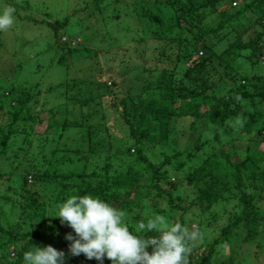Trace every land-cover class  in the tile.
<instances>
[{"label": "trees", "instance_id": "1", "mask_svg": "<svg viewBox=\"0 0 264 264\" xmlns=\"http://www.w3.org/2000/svg\"><path fill=\"white\" fill-rule=\"evenodd\" d=\"M108 1L123 5L122 14L125 18L132 15L130 12L134 13L132 0H85L86 4L91 5V11L94 6L100 14L111 9L113 12L115 9ZM133 1L140 5L137 10L141 12V17L145 16L151 24L162 27V30L152 33L156 36L155 41L162 42V45H156L153 49L156 54L152 68L143 66L138 71L126 72L138 80L144 79L143 72L152 69L160 72L152 83H146L137 94L126 93L118 102L112 97L109 105L116 110L119 107L118 116L125 128L122 136L115 139L104 137L102 131L105 130V112L102 97L90 91L85 93L89 98L86 95H83V98L68 95L70 101H64L62 96L68 93L71 87L67 81L47 89H51L55 93L54 96L61 101L60 105L51 108L46 107L39 91L11 85L5 92H0V169H3L7 162L13 165L16 161L14 167L19 170L15 173L17 175L7 168L0 173L1 177V174L4 175L1 181L7 184V190L0 195V264H24L25 252L33 250V247H42L39 239L43 231L55 229L62 237L68 233L75 235L73 230L67 225H62L60 220L46 222V207L54 200L50 197L47 199L44 195L46 191L36 188L39 183H46L45 188L50 185V192H57L54 199L59 204L66 202L64 197H59L74 189L77 196L99 197L111 206L126 211L128 226L133 234L134 225L138 220V217L132 214L134 208L139 207L143 197L148 199L149 195L148 191L142 195V190L155 189L157 197L166 198L171 207L184 212L188 209L204 211L227 199V196L232 195V191L238 192L241 211L221 228L220 235L203 248V251L196 256L191 254L190 264H213L211 258L215 247L227 243L236 228L247 230L250 239L260 233L256 223L259 220L258 202L260 199L264 200V192L259 193L264 188L261 183L264 182V168L259 162L264 152L257 149V145L264 142V106L261 105L264 104V74L258 70L264 71V0H237L239 3L236 7H242L236 14L250 12L246 19L254 17L249 25L254 33L247 40L236 37L220 51L216 50V46L221 42V38H217L214 42L216 44L209 41L225 28L231 16L219 19L213 27H203L199 24L205 9L214 12L215 5L224 0H155L158 5L163 4L172 13V22L169 20L166 23L160 13L153 11L152 4H147V0ZM144 7L146 10L142 12ZM113 16L118 15L109 14L107 22H111ZM133 18L134 15L132 20L135 21ZM101 19L105 21L104 13ZM139 20L137 18V21ZM60 24L65 27L66 21ZM49 25L56 32L60 29L58 22ZM254 26L257 28H253ZM206 37H209L208 40ZM76 40L61 35L55 43L66 47L69 52L81 43L80 39L78 42ZM73 41L75 43L72 44ZM61 60L59 58L58 62ZM163 60L169 62L168 66L162 64ZM237 60L239 62H236ZM242 61L249 63V68L253 70L251 75L242 73ZM211 72L212 74H209ZM212 76L217 79L213 80ZM96 86L101 89L104 84ZM111 95L113 91L109 93V96ZM198 98L209 101L196 102ZM45 110L50 116L40 118L39 114ZM179 117L190 118V127L194 131L200 123H203V128L207 130L209 126L215 127L213 137L218 147L207 153L181 180H171L168 177L171 171L165 168L166 166L179 170L196 159L200 152L203 153L206 146L212 145L210 141L204 140V136L200 137L199 132L193 137V144L187 150L172 149L165 153V148L170 142L168 125ZM238 119L241 123L236 131L234 129L235 133L231 134L234 128L231 123ZM37 127L41 129H36ZM55 129L57 137L52 136L54 140L49 138L48 132ZM72 131L78 141L70 145L65 136L67 132ZM125 134L128 142L123 140ZM241 134L244 138L240 137ZM13 139L21 141L16 149L11 142ZM241 140L246 142L242 146L236 144V141ZM227 143L233 147V154L226 150ZM145 144L160 148L158 154L162 157L161 162L156 163L146 156ZM240 150L245 153L242 158L237 157V154L241 153ZM100 151L109 152L108 156L104 158L101 166L94 163L93 170L89 172L85 169L80 172L59 171L60 166L67 162L80 164L81 161V167L85 168L90 158L98 156ZM113 156L122 161L131 160L132 163L129 162L125 170L119 169L111 161ZM135 162L143 164V167L135 169ZM27 176L30 177V182L36 185L35 188L29 187ZM14 181L18 185H14ZM181 181L195 193V198L189 201L186 208L182 207L180 201L175 202L172 197V192ZM162 213L163 211L160 215ZM16 215L17 218L13 221L12 217ZM192 215L199 218L195 214ZM25 222H28L27 229L22 230ZM10 223L14 225L9 226ZM181 223L183 224V221ZM137 234L157 235L155 232ZM148 251L151 253L152 248ZM77 258V262L100 264L97 260H88L83 254ZM106 261L107 258L103 264ZM65 264L74 263L65 260Z\"/></svg>", "mask_w": 264, "mask_h": 264}, {"label": "rangeland", "instance_id": "2", "mask_svg": "<svg viewBox=\"0 0 264 264\" xmlns=\"http://www.w3.org/2000/svg\"><path fill=\"white\" fill-rule=\"evenodd\" d=\"M109 2L115 9H113V12L111 11L112 9L110 11H103L104 17H106L105 21H103L101 19L103 13L100 14L101 12L94 6H92L93 10L91 11V5L86 4L85 0H0V15L9 6L15 9L13 13L14 23L12 26L7 30H0V92H5L11 85L32 91H39L41 99L46 102V107L51 108L54 105H60L61 101L54 96L55 93L51 89L49 91L47 89L67 81L71 87L68 93L63 94L62 99L64 101L69 100L68 95L74 97L79 96L81 98H83V95H86L89 98L90 96L85 93L90 91L92 94L100 96V98L102 97L101 100L105 112L103 120L105 130L102 131L104 137L107 139L109 136V139H115V137L122 136L125 128L118 116L119 107L116 110L109 103L112 102V97H115V101L118 102L122 97L126 96V93L137 94L142 86L146 85L149 81L152 83L156 75L159 74V70L152 69L149 72H143L142 77L144 79L138 80L126 71H138L143 66L147 69L153 67L156 54L153 53V49L156 45L157 47L162 45V42L155 41L156 36L152 33L156 30H162V27L153 23L151 24V22L145 19V16L141 17V12L139 9L137 10L140 5L133 0L132 6L135 10L134 13L130 12L132 15L129 18H125L122 14L124 12L123 5H115L112 1ZM147 2L148 5L152 4L154 12L157 11L161 14L164 23L169 20L172 22V13L168 10L169 8L163 6V4L158 5V2H155V0H147ZM231 2L232 0L220 1L215 5L214 12L205 9L206 12L199 24V26L201 25L203 27H213L219 19L231 16L225 28L217 32V37L214 36L215 38L209 41L214 43L217 38H221V42L216 46V50L218 51L222 47L228 46L236 37L240 36L242 40H247L254 33L253 29L249 26L251 24L250 21L252 22L254 17L250 18V20L246 19L251 14L250 12L241 15L236 14V11L242 5L232 9ZM145 10L146 7H144L142 12ZM109 14L118 16H113L111 22H107ZM135 14L138 15L136 16ZM133 15L135 16L133 18L135 21L132 20ZM137 18L140 20L137 21ZM65 21L66 26L62 27L60 22ZM54 22H58L60 25V29L57 32L49 25ZM253 28L257 27L254 26ZM61 35H65L71 40L80 39L81 43L77 45L75 50L68 52L66 47L59 46L58 43H55ZM59 58L62 59L61 62H58ZM239 60L243 59L239 58ZM239 60L236 62H239ZM162 64L168 66L169 62L163 60ZM241 65L242 73L248 75L253 73V70L249 68V63L242 61ZM258 72L264 74V71H261V69ZM209 74H212V72ZM214 78L212 76L213 80ZM101 83L105 87L103 86V88L98 89L96 84L100 86ZM111 90L113 91V95L109 96V93L112 92ZM59 94H61L60 91ZM201 101L207 102L209 99L198 98L196 100V102ZM261 105L264 106L262 103ZM74 113H76V110H74ZM49 116L46 110L39 114L40 118H47ZM190 122V118L179 117L175 118L168 125L167 133L170 142L165 148V153H169L172 149L177 151L187 150L193 144V137L199 132L201 134L200 137L204 136V140L210 141L212 145L206 146L203 153L200 152L196 159L185 164L179 170H173L170 166H166L165 168L171 171L168 175L171 180H181L183 175L199 164L200 160L207 153L209 154L218 147L213 137L215 127L209 126L207 127L208 130L206 128L205 130L202 125L203 123H200L196 127L197 130L194 131L190 127ZM231 124L234 127L231 132L233 134L235 133L233 132L234 129L236 131L240 123H237L235 120ZM26 125L28 126L29 122ZM106 128L109 129H107V132ZM36 129L41 128L37 127ZM56 132V129L50 130L48 132L49 138L52 136L57 137ZM242 134L240 137L244 138L243 135L245 134ZM67 135L65 137L68 138L67 140L70 145L72 142L76 143L78 141L73 131L70 133L67 132ZM52 138L55 140L54 137ZM20 139L11 140L12 144L14 143L13 147L15 149L21 144ZM123 140L128 142L126 134L123 136ZM245 142L246 140L236 141V144L242 146ZM145 148L147 149L145 154L151 161L156 163L161 162L162 157L158 154L160 151L158 146L151 147V145L145 144ZM225 148L233 154V147L229 143L225 144ZM257 149L264 152V142L258 144ZM36 151H38L37 148ZM240 152L237 154L238 158H242L245 155L243 150H240ZM108 153L107 151H100L97 154L98 156H92L85 168L81 167V161L80 164L78 162H67L60 166L59 171L61 173L68 172V170H73L70 172H80L82 169H85V171L89 172L93 170L94 163L101 166L102 161L108 156ZM19 159H21V156ZM111 161L119 169L124 170L127 168L128 163L131 162V160L126 161L125 159L122 161L115 156L112 157ZM8 163L3 165L0 173L7 168L14 175H17L15 173L19 170L14 167L16 161L13 165ZM259 164L264 168V156H262ZM134 166L135 169H140L143 167V164L141 165L135 162ZM1 175L2 177L4 176L3 174ZM2 177L0 176V195L7 190V184L1 181ZM27 179L29 187L31 189L35 188L36 185L30 182L29 176H27ZM261 183L264 186V182ZM13 184L18 185L17 183L15 184V181ZM44 185L46 183H39L36 188H39V191H46V193L44 191L42 192L46 195V198L48 199L50 197L54 200L52 203L49 202V206L46 207V222L51 223V220H60L58 218L59 203H56L54 199L57 192H50L51 190L49 188L52 187L49 185L45 188ZM147 191L149 194L147 196L148 199L143 197V200L139 202L141 203L139 207L135 206L132 213L138 217L137 223L134 225L135 234H137L136 225L138 222L141 220L146 222L151 216L155 214L160 215V212L163 211L161 215L165 216L169 220V223H181L183 221V224L190 229L193 224L199 227V230L203 234V240L195 246L192 252L193 256L203 251V248L210 244L215 237H218L221 228L231 222L233 217L239 214L242 209V205L238 200L239 193L236 191H232V195L227 196V199L209 209L204 211L188 209L185 212L181 209L171 207L166 198L162 196L157 197L155 189L142 190L141 194L144 195ZM263 192L264 188L259 193L263 194ZM73 195H76L74 189L63 196L61 195L59 199L64 197L67 200ZM172 197L175 199V202L180 201L182 207L186 208L189 201L195 198V193L191 187L181 181L178 182L177 189L172 192ZM258 205L260 206L258 211L259 220L256 224L260 233L255 238L250 239L247 230L241 227L234 229L227 243L219 244L215 247L214 254L211 258L213 264H264V200L260 199ZM3 208L8 210L6 206H3ZM156 210L160 212L157 211V213ZM192 214H195L199 218H194ZM16 218L17 215L12 217V220L15 221ZM193 218L194 220H192ZM126 222L128 223L127 218ZM27 223L25 222L22 225V230L27 229ZM12 225L14 224H9V226ZM39 243L42 247L51 245L57 250L64 251L66 260L70 261V263L85 264L84 262H77L78 258L70 255L68 247L70 242L64 236H60L59 232L55 229L43 231ZM10 244L12 245V243ZM228 259L230 260L228 261ZM93 261L96 260L93 259ZM105 264H112V261L107 259Z\"/></svg>", "mask_w": 264, "mask_h": 264}, {"label": "clouds", "instance_id": "3", "mask_svg": "<svg viewBox=\"0 0 264 264\" xmlns=\"http://www.w3.org/2000/svg\"><path fill=\"white\" fill-rule=\"evenodd\" d=\"M15 9L7 7L0 15V30H7L14 23ZM237 123H241L238 119ZM58 218L70 227L68 233L71 256L83 254L88 260L103 264L105 258L112 264H190L197 243L203 234L195 224L191 229L180 222L169 223L159 214L141 220L137 233L155 232L157 235L133 234L126 218L128 213L92 195L70 196L58 205ZM152 248L151 253L148 249ZM24 264H65L66 254L51 245L33 247L24 253Z\"/></svg>", "mask_w": 264, "mask_h": 264}, {"label": "built area", "instance_id": "4", "mask_svg": "<svg viewBox=\"0 0 264 264\" xmlns=\"http://www.w3.org/2000/svg\"><path fill=\"white\" fill-rule=\"evenodd\" d=\"M238 3H239V1H237V0H233V1L231 2V5H232V7H236V6L238 5ZM62 40H64V38H62ZM78 41H79V39L76 40V42H78ZM73 43H75V41H73L72 44H73Z\"/></svg>", "mask_w": 264, "mask_h": 264}]
</instances>
